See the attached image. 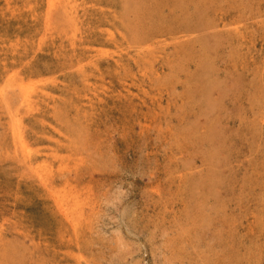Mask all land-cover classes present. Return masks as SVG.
<instances>
[{
	"label": "rangeland",
	"instance_id": "obj_1",
	"mask_svg": "<svg viewBox=\"0 0 264 264\" xmlns=\"http://www.w3.org/2000/svg\"><path fill=\"white\" fill-rule=\"evenodd\" d=\"M180 1L0 0V264H264V0Z\"/></svg>",
	"mask_w": 264,
	"mask_h": 264
},
{
	"label": "bare ground",
	"instance_id": "obj_2",
	"mask_svg": "<svg viewBox=\"0 0 264 264\" xmlns=\"http://www.w3.org/2000/svg\"><path fill=\"white\" fill-rule=\"evenodd\" d=\"M63 1H64V0H63ZM69 1H70V0H69ZM143 1H144V0H143ZM166 1H168V0H166ZM177 1L181 2L180 0H174V2H177ZM200 1H201V0H199V2H200ZM203 1H204V0H203ZM207 1H208V0H207ZM72 2H73V1H72ZM179 2H178V3H179ZM210 2H211V1H210ZM64 3H65V2H64ZM84 3H85V2H84ZM86 3H87V2H86ZM86 3H85V4H86ZM182 3H183V2H182ZM186 3H187V2H186ZM195 3H197V2L195 1ZM207 3H208V2H207ZM45 4H46V3H45ZM188 4H189V3H188ZM199 4H200V3H199ZM199 4H198V5H199ZM204 4H206V3H204ZM204 4H203V5H204ZM175 5H176V4H175ZM183 5H184V4H183ZM194 5H195V4H194ZM210 5H211V4H210ZM42 6H43V5H42ZM171 6H172V5H171ZM180 6H181V5H180ZM192 6H193V5H192ZM192 6H191V7H192ZM45 7H46V6H45ZM67 7H68V6H67ZM178 7H179V6H178ZM187 7H188V6H187ZM198 7H199V6H198ZM47 8H48V7H47ZM153 8H154V7H153ZM176 8H177V7H176ZM83 9H84V8H83ZM178 9H179V8H178ZM194 9H195V6H194L193 10H194ZM201 9H203V8H201ZM47 10H48V9H47ZM66 10H67V9H66ZM71 10H72V9H71ZM85 10H86V9H84V11H85ZM154 10H155V9H154ZM185 10H186V9H185ZM193 10H192V13H193ZM195 10H196V9H195ZM199 10H200V9H199ZM214 10H215V9H214ZM45 11H46V10H45ZM77 11H78V10H77ZM174 11H175V10H174ZM174 11H173V12H174ZM187 11H188V10H187ZM189 11H190V10H189ZM197 11H198V9H197ZM211 11H212V10H211ZM43 12H44V11H43ZM173 12L171 11L168 15L172 14ZM180 12H181V11H180ZM51 13H52V12H51ZM105 13H106V12H105ZM105 13H104V14H105ZM181 13H182V12H181ZM87 14H88V13H87ZM100 14H101V13H100ZM110 14H111V12H110ZM190 14H191V13H190ZM201 14L203 15V12H201ZM218 14H219V13H218ZM46 15H47V14H46ZM93 15H94V14H93ZM111 15H112V14H111ZM151 15H152V14H151ZM193 15H194V14H193ZM206 15H207V14H206ZM206 15H204V17H205ZM215 15H216V14H215ZM49 16H50V15H49ZM53 16H54V15H53ZM56 16H57V15H56ZM87 16H88V15H87ZM106 16H107V15H106ZM210 16H211V15H210ZM83 17H84V16H83ZM93 17H94V16H93ZM107 17H108V16H107ZM112 17H113V16H112ZM197 17L200 18V14H199V16H197ZM207 17H208V16H207ZM115 18H116V17H115ZM188 18H191V17H188ZM205 18H206V17H205ZM48 19H49V18H48ZM51 19H52V18H51ZM51 19H50V20H51ZM56 19H57V18H56ZM68 19H69V18H68ZM83 19H84V18H83ZM184 19H185V18H184ZM54 20H55V18H54ZM61 20H63V19H61ZM84 20H85V19H84ZM91 20H92V19H91ZM94 20H95V19H94ZM162 20H163V19H162ZM181 20H182V19H181ZM201 20H202V18H201ZM67 21H68V20H67ZM103 21H104V20H103ZM199 21H200V20H199ZM44 22H45V21H44ZM51 22H52V21H51ZM53 22H54V21H53ZM68 22H69V21H68ZM95 22H96V21H95ZM108 22H109V21H108ZM183 22H184V21H183ZM200 22H201V21H200ZM204 22H205V21H204ZM46 23H47V22H46ZM48 23H49V24H52V23H50V22H48ZM71 23H72V22H71ZM150 23H151V22H150ZM167 23H168V22H167ZM177 23H178V22H177ZM61 24H62V23H61ZM82 24H83V22H82ZM156 24H157V23H156ZM202 24H205V23H202ZM64 25H65V24H64ZM80 25H81V24H80ZM97 25H98V22H97ZM97 25H95V26H97ZM101 25H102V23H101ZM183 25H184V24H183ZM193 25H194V24H193ZM55 26H56V25H55ZM57 26H58V25H57ZM65 26H66V25H65ZM77 26H78V25H77ZM181 26H182V25H181ZM188 26H189V25H188ZM194 26H195V25H194ZM199 26H200V25H199ZM50 27H51V26H50ZM66 27H67V26H66ZM70 27H71V26H70ZM98 27H99V26H98ZM202 27H203V26H202ZM67 28H68V30H69V27H67ZM77 28H78V27H77ZM85 28H86V27H85ZM91 28H92V27H91ZM169 28H170V27H169ZM78 29H79V28H78ZM152 29H153V27H152ZM190 29H191V28H190ZM50 30H51V29H50ZM70 30H71V29H70ZM72 30H73V29H72ZM79 30H80V29H79ZM93 30H94V29H93ZM193 30H195V29H193ZM45 31H46V30H45ZM60 31H61V30H60ZM81 31H82V30H81ZM95 31H96V30H94V33H95ZM97 31H98V30H97ZM97 31H96V32H97ZM113 31H114V30H113ZM47 32H48V31H47ZM79 32H80V31H79ZM42 33H43V32H42ZM42 33H41V34H42ZM99 33H101L100 30H99ZM99 33H98V34H99ZM108 33H109V32H108ZM94 35H95V34H94ZM110 35H111V34H110ZM86 36H87V35H86ZM96 36H97V35H96ZM96 36H95V37H96ZM99 36H100V35H99ZM102 36H103V35H102ZM44 37H45V36H44ZM74 37H75V36H74ZM97 37H98V36H97ZM64 38H65V37H64ZM76 38H77V37H76ZM79 38H80V36H79ZM65 39H66V38H65ZM80 39H82V38H80ZM102 39H105V37L102 38ZM114 39H116V38H114ZM179 39H180V38H179ZM181 39H182V38H181ZM73 40H74V39H73ZM83 40H84V39H83ZM97 40H98V39H97ZM64 41H65V40H64ZM75 41L77 42V40H75ZM102 41H103V40H102ZM174 41H175V40H174ZM89 42H91V41H89ZM87 43H88V41H87ZM102 43H103V42H102ZM106 43H109V42H106ZM106 43H105V44H106ZM116 43H117V41H116ZM70 44H71V43H70ZM72 44H73V43H72ZM80 44H81V43H80ZM103 44H104V43H103ZM31 45H32V44H31ZM74 45H75V44H74ZM84 45H85V44H84ZM88 45H89V44H88ZM90 45H91V44H90ZM32 46H33V45H32ZM103 46H104V45H103ZM110 46H111V45H110ZM112 47H114V45H113ZM70 48H71V47H70ZM31 50H32V49H31ZM37 50H39V49H37ZM37 50H36V51H37ZM77 50H78V49H76V51H77ZM22 51H23V50H22ZM103 51H104V50H103ZM105 51H106V50H105ZM111 51H112V50H111ZM20 52H21V51H20ZM113 52H115V51H113ZM22 53H23V52H22ZM35 53H36V52H35ZM116 53H117V51H116ZM11 54H12V53H11ZM72 54H73V53H72ZM114 54H115V53H114ZM81 55H82V54H81ZM113 56H114V55H113ZM103 57H104V56H103ZM35 58H36V57H35ZM68 58H69V57H68ZM72 58H74V57H72ZM72 58H70V59H72ZM86 58H87V57H86ZM104 59H105V58H104ZM107 59H108V58H107ZM110 59H111V58H110ZM110 59H109V60H110ZM68 60H69V59H68ZM71 61H72V60H71ZM82 61H83V60H82ZM99 61H100V60H99ZM99 61H98V62H99ZM146 61H147V60H146ZM104 62H105V60H104ZM89 63H91V62H89ZM32 64H33V63H32ZM87 64H88V62H87ZM25 65H27V64H25ZM72 65H74V64H72ZM123 65H124V64H123ZM132 65H133V64H132ZM3 66H4V65H3ZM69 66H70V65H69ZM74 66H75V65H74ZM77 66H78V65H77ZM77 66H75V67H77ZM81 66H82V65H81ZM83 66H84V65H83ZM83 66H82V67H83ZM90 66H91V65H90ZM110 66H112V65L110 64ZM71 67H72V66H71ZM85 67H86V66H85ZM18 68H19V67H18ZM18 68H17V69H18ZM61 68H62V67H61ZM72 68H74V67H72ZM110 68H111V67H110ZM110 68H109V69H110ZM133 68H134V67H133ZM15 69H16V68H15ZM67 69H68V68H67ZM79 69H80V67H79ZM94 69H96V68H94ZM94 69H93V70H94ZM104 69H105V68H104ZM104 69H102V70H104ZM120 69H121V68H120ZM35 70H36V69H35ZM90 70H91V69H90ZM93 70H92V71H93ZM96 70H97V69H96ZM110 70H112V69H110ZM110 70H109L108 72H110ZM11 71H12V70H11ZM78 71H79V70H78ZM78 71H76V72H78ZM94 71H95V70H94ZM69 72H71V71H69ZM105 72H106V71H105ZM8 73H9V72H8ZM48 73H49V72H48ZM73 73H74V72H73ZM102 73H104V72L102 71ZM115 73H116V72H115ZM120 73H121V72H120ZM82 74H83V73H82ZM19 75H20V74H19ZM39 75H41V74H39ZM80 75H81V74H80ZM84 75H85V74H84ZM116 75H117V74H116ZM118 75H119V74H118ZM28 76H29V75H28ZM30 76H31V75H30ZM32 76H33V75H32ZM81 76H82V75H81ZM87 76H88V75H87ZM3 77H4V76H3ZM37 77H38V76H37ZM39 77H40V76H39ZM122 77H123V76H122ZM22 78H23V77H22ZM40 78H41V77H40ZM67 78H68V77H67ZM86 79H88V78H86ZM68 80H69V78H68ZM26 81H27V80H26ZM35 81H36V80H35ZM35 81H34V82H35ZM37 81H38V80H37ZM45 81H46V79H45ZM43 82H44V81H43ZM17 83H19V82H17ZM32 83H33V81H32ZM35 83H36V82H35ZM35 83H34V84H35ZM81 83H82V82H81ZM19 84H20V83H19ZM43 84H44V83H43ZM49 84H50V83H49ZM20 85H21V84H20ZM5 86H6V85H5ZM14 86H15V85H14ZM14 86H13V87H14ZM82 86H83V85H82ZM25 88H26V87H25ZM205 88H206V87H205ZM2 89H3V88H2ZM19 89H21V88H19ZM41 89H42V88H41ZM41 89H40V91H41ZM91 89H92V88H91ZM3 90H4V89H3ZM29 90H30V89H29ZM72 90H73V88H72ZM75 90H76V89H75ZM75 90H74V91H75ZM92 90H93V89H92ZM40 91H39V92H40ZM51 91H52V90H51ZM94 91H95V90H94ZM35 92H36V91H35ZM23 93H24V92H23ZM37 93H38V92H37ZM47 93H49V92H47ZM15 94H16V93H15ZM19 94H20V93H18V95H19ZM42 95H43V94H42ZM50 95H51V94H49V96H50ZM45 96H46V95H45ZM51 96H52V95H51ZM36 97H37V96H35V98H36ZM1 98H3V96H1ZM1 98H0V99H1ZM7 98H8V97H7ZM10 98L12 99V97H10ZM24 98H26V100H27V95H26V94L24 95ZM3 99H4V98H3ZM5 99H6V98H5ZM22 99H23V98H22ZM38 99H39V98H37V100H38ZM41 99H42V98H41ZM23 100H24V99H23ZM26 100H25V101H26ZM32 100H33V99H32ZM11 101H12V100H11ZM18 101H20V100H18ZM1 102H2V101H1ZM34 102H35V101H34ZM45 102L47 103V101H45ZM235 102H236V101H235ZM2 103H4V102H2ZM5 103H6V102H5ZM38 103H40V102H38ZM21 104H23V103L21 102ZM33 104H34V103H33ZM3 105L6 106L5 104H3ZM7 105H8V103H7ZM16 105H17V104H16ZM24 105H26V103H25ZM17 106H18V105H17ZM31 106H32V105H31ZM18 107H19V106H18ZM8 108H9V107H8ZM13 108H14V107H13ZM19 108H20V107H19ZM6 109H7V108H6ZM20 109H22V108H20ZM35 109L37 110V108H35ZM15 111H16V110H15ZM38 111H39V110H38ZM48 111H49V110H48ZM48 111H47V112H48ZM20 112H21V111H20ZM24 113H25V112H24ZM8 114H9V113H8ZM12 114H13V113H12ZM27 114H28V113H27ZM53 114H54V113H53ZM64 114H65V113H64ZM68 114H69V113H68ZM12 116H14V115H12ZM17 116H18V115H17ZM20 116H21V115H20ZM71 116H72V115H71ZM14 117H15V116H14ZM4 118H5V117H4ZM26 118H27V116L25 117V119H26ZM33 118H34V117H33ZM35 118H36V117H35ZM27 119H28V118H27ZM44 119H45V118H44ZM72 119H73V118H72ZM11 120H12V119H11ZM37 120H38V119H37ZM15 121H16V120H15ZM22 121H23V120H22ZM24 121H25V120H24ZM24 121H23V122H24ZM32 122H33V120H32ZM16 123H17V122H16ZM24 123H25V122H24ZM29 124H30V123H29ZM25 125H26V124H25ZM32 125H34V124H32ZM17 126H18V125H17ZM19 126H20V125H19ZM21 126L23 127V125H21ZM81 127H82V126H81ZM79 128H80V127H79ZM204 129H205V128H204ZM67 131H68V130H67ZM69 131H70V130H69ZM21 133H22V132H21ZM62 134H63V133H62ZM75 134H76V133H75ZM83 134H84V133H83ZM37 135H38V134H37ZM34 136H35V135H34ZM34 136H33V137H34ZM75 136H76V135H75ZM75 136H74V137H75ZM21 137H22V136H21ZM26 137H27V136H26ZM70 137H71V136H70ZM82 137H83V136H82ZM84 137H85V136H84ZM6 138H7V137H6ZM6 138H5V139H6ZM23 138H24V136H23ZM38 138H39V137H38ZM27 139H28V138H27ZM15 140H16V139H15ZM17 140H19V139H17ZM24 140H25V139H24ZM13 141H14V140H13ZM19 141H20V140H19ZM21 141H23V140H21ZM8 142H9V141H8ZM17 142H18V141H17ZM14 143H15V142H14ZM25 143H27V142H25ZM9 144H10V143H9ZM12 144H13V142H12ZM18 145H19V144H18ZM29 145H30V143H29ZM21 146H22V145H21ZM23 146H24V145H23ZM23 146H22V147H23ZM29 147H30V146H29ZM6 148H7V147H6ZM14 148H15V147H14ZM24 151H25V150H24ZM24 151H23V152H24ZM29 151H30V150H29ZM27 152H28V151H27ZM4 153H5V152H4ZM4 153H3V154H4ZM3 154H2V155H3ZM0 156H1V155H0ZM7 156H8V155H7ZM11 156H12V155H11ZM35 156H36V154H35ZM20 157H21V155H20ZM0 158H1V157H0ZM13 158H14V157H13ZM17 158H18V157H17ZM2 159H3V158H2ZM15 160H16V159H15ZM18 160H19V159H18ZM25 160H26V159H25ZM26 161H27V160H26ZM15 162H16V161H15ZM24 162H25V161H24ZM0 163H2V162H0ZM17 163H18V162H17ZM26 163H27V162H26ZM2 164H3V163H2ZM20 164H21V163H20ZM17 165H18V164H17ZM17 165H16V166H17ZM6 166H7V165H6ZM13 166H14V165H12V167H13ZM23 166H24V165H23ZM10 167H11V166H10ZM12 167H11V168H12ZM17 168H18V167H17ZM31 168H32V167H31ZM24 169H25V168H24ZM12 170H13V169H12ZM30 170H31V169H30ZM36 170H37V169H36ZM25 171H26V169H25ZM12 172H13V171H12ZM20 172H22V171H20ZM23 172H24V171H23ZM23 172H22V173H23ZM31 172H33V171H31ZM54 172H55V171H54ZM25 173H26V172H25ZM28 173H29V172H28ZM33 173H34V172H33ZM84 173H85V172H84ZM39 176H40V175H39ZM39 176H38V177H39ZM52 176H53V175H52ZM40 177H41L40 179H42V176H40ZM31 178H32V177H31ZM33 179H34V178H33ZM45 179H46V177H45ZM51 179H52V178H51ZM27 180H28V179H27ZM27 180H26V181H27ZM31 181H32V179H31ZM40 182H41V181H40ZM79 182H80V180H79ZM27 183H28V182H27ZM31 183H32V182H31ZM33 183H34V180H33ZM36 184H37V183H36ZM38 185H39V184H38ZM39 186H40V185H39ZM55 186H56V185H55ZM36 187H37V186H36ZM41 187H42V186H41ZM50 187H51V186H50ZM27 188H28V186H27ZM47 188H48V187H47ZM51 188H52V187H51ZM86 188H87V187H86ZM29 189H30V188H29ZM39 189H40V188H39ZM41 189H42V188H41ZM88 189H89V188H88ZM30 190H31V189H30ZM43 190H44V189H43ZM51 190H53V189H51ZM91 190H92V189H91ZM36 191H37V190H36ZM80 191H81V190H80ZM49 192H50V191H49ZM77 192H78V191H77ZM87 192H88V191H87ZM38 193H39V192H38ZM41 193H42V192H41ZM52 193H53V192H52ZM80 193H81V192H80ZM82 193H83V192H82ZM82 193H81V194H82ZM91 193H92V192H91ZM42 194H43V193H42ZM44 194H45V193H44ZM55 194H56V193H55ZM63 194H64V193H62V196H63ZM76 194H77V193H76ZM89 194H90V193H89ZM45 195H46V194H45ZM65 195H66V194H65ZM68 195H69V194H68ZM78 195H79V194H78ZM78 195H77V197H79ZM86 195H87V194H86ZM41 196H42V195H41ZM41 196H40V197H41ZM46 196H48V195H46ZM83 196H84V195H83ZM43 197H44V196H43ZM43 197H41V198H43ZM65 198H67V196H66ZM73 199H74V198H73ZM79 200H80V199H79ZM81 200H82V199H81ZM44 201H46V200H44ZM48 202H49V200H48ZM68 202H70V201H68ZM77 202H79V201H77ZM46 203H47V202H46ZM55 203H56V202H55ZM72 203H73V202H72ZM50 204H51V203H50ZM52 204H53V203H52ZM70 204H71V203H70ZM57 205H58V203H57ZM61 205H62V204H61ZM67 205H68V204H67ZM86 205H87V204H86ZM44 206H45V205H44ZM44 206H43V207H44ZM71 206H72V204H71ZM52 207H53V206H52ZM69 207H70V206H69ZM88 207H89V206H88ZM50 208H51V206H50ZM50 208H48V209H50ZM66 208H67V207H66ZM79 208H81V207H79ZM82 208H83V207H82ZM89 208H90V207H89ZM92 208H93V207H92ZM75 209H76V208H75ZM77 209H78V206H77ZM90 209H91V208H90ZM209 209H211V208H209ZM43 210H44V209H43ZM61 210H62V209H61ZM63 210H64V209H63ZM92 210H93V209H92ZM94 210H95V209H94ZM94 210H93V211H94ZM72 211H73V210H72ZM81 211H82V210H81ZM90 211H91V210H90ZM57 212H58V211H57ZM47 214H48V212H47ZM69 215H70V214H69ZM44 216H45V215H44ZM44 216H43V217H44ZM48 216H49V215H48ZM67 217H68V216H67ZM73 217H74V216H73ZM82 217H83V216H82ZM68 218H69V217H68ZM48 219H49V218H48ZM50 219H51V218H50ZM53 219H54V218H53ZM55 219H56V218H55ZM73 219H74V218H73ZM81 219H82V218H81ZM87 219H88V218H87ZM93 219H94V218H93ZM45 220H46V219H45ZM77 220H78V219H77ZM79 220H80V219H79ZM91 220H92V219H91ZM67 221H68V220H67ZM81 221H82V220H81ZM85 221H86V220H85ZM85 221H84V222H85ZM89 221H90V220H89ZM55 222H56V221H55ZM57 222H58V221H57ZM57 222H56V223H57ZM64 225H65V224H64ZM70 226H71V225H70ZM70 228H71V227H70ZM86 228H87V227H86ZM52 229H53V228H52ZM56 229H57V228H56ZM89 229H90V228H89ZM80 230H81V229H80ZM90 230H92V229H90ZM243 230H244V229H243ZM81 231H82V230H81ZM87 231H88V230H87ZM75 232H76V231H75ZM91 232H92V231H91ZM244 232H246V231H244ZM251 234H252V233H251ZM80 235H81V234H80ZM91 235H92V234H91ZM246 235H247V233H246ZM65 236H66V235H65ZM72 238H73V237H72ZM78 238H79V237H78ZM78 238H77V240H78ZM88 238H89V237H88ZM74 242H76V241H74ZM83 242H84V241H83ZM1 244H2V243H1ZM60 244H61V242H60ZM73 244H74V243H73ZM85 244H86V243H85ZM87 244H88V243H87ZM89 244H90V243H89ZM3 247H4V246H3ZM56 248H57V247H56ZM56 248H55V249H56ZM82 248H83V247H82ZM3 249H4V248H3ZM62 249H63V247H62ZM88 250H89V248H88ZM0 251H1V250H0ZM239 252H240V251H239ZM77 253H78V252H77ZM83 254H84V253H83ZM64 256H65V255H64ZM77 258H78V257H77ZM80 258H81V257H80ZM85 258H86V257H85ZM247 258H248V257H247ZM83 260H84V259H83ZM56 261H57V260H56ZM58 261H59V260H58ZM69 261H70V260H69ZM69 261H67V262H69ZM71 261H72V260H71ZM90 261H91V260H90ZM72 262H73V261H72ZM65 263H66V262H65ZM85 263H87V262L85 261ZM88 264H89V263H88Z\"/></svg>",
	"mask_w": 264,
	"mask_h": 264
}]
</instances>
